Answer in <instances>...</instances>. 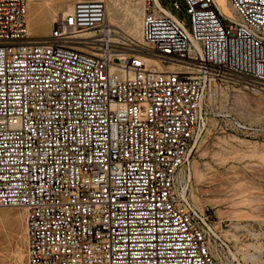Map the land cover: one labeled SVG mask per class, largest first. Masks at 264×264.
<instances>
[{
	"label": "built area",
	"instance_id": "built-area-1",
	"mask_svg": "<svg viewBox=\"0 0 264 264\" xmlns=\"http://www.w3.org/2000/svg\"><path fill=\"white\" fill-rule=\"evenodd\" d=\"M184 1L190 26L143 0L134 39L106 0L75 1L44 37L28 0H0V206L26 208L29 264H242L192 196L191 151L226 82L264 84V0H229L237 18Z\"/></svg>",
	"mask_w": 264,
	"mask_h": 264
},
{
	"label": "rangeland",
	"instance_id": "rangeland-1",
	"mask_svg": "<svg viewBox=\"0 0 264 264\" xmlns=\"http://www.w3.org/2000/svg\"><path fill=\"white\" fill-rule=\"evenodd\" d=\"M108 1L109 0H106L108 3L107 15L109 16L111 15V2L109 1V4ZM161 1L165 6L173 9L180 17L185 18L188 26H190V16L186 12V3L184 0H180L182 9L175 8L172 0ZM47 2L49 1L45 0V6L49 5ZM116 2L115 23H119H116L119 25V28L117 27V29H120V32L130 35L126 30L124 19L128 14V10L132 6L137 15H143V0H116ZM136 3L138 5H136ZM45 9L47 10V8ZM45 11L44 14L47 12ZM117 11L124 17L121 15L119 16ZM47 14L48 13L43 15V17H46ZM120 18L122 20H120ZM123 21L124 23H122ZM230 83H233L234 87L236 86L235 90ZM214 104L216 109L220 111V114H212L210 116L208 126L198 133L192 145L191 157L194 160V169L195 165L198 164L205 174L203 180L195 181L194 184V192L199 196L196 203L212 213L213 219L218 228L235 246L242 264H264V200L256 201V199L260 200L262 199L260 197L264 196V172H262L264 170V84L246 85L243 83L228 81L221 88L219 99ZM232 116H236L249 123L252 126V132L249 134L237 133L230 128L229 122ZM220 139L226 141L223 142ZM259 150L260 153L263 154H260ZM250 154L253 155L251 156ZM239 171L240 173H238ZM225 173L226 175H223ZM248 188H250V190ZM243 190H245V192ZM253 190H255L256 193ZM255 194H257L259 198H257L258 196ZM251 196L254 199H251ZM242 198H244V200L247 199V201H244L243 203ZM237 200H239V203ZM250 200L251 202H249ZM233 201H237L239 205ZM258 205L260 206L256 209L254 206ZM25 213L26 208L24 206H0V234H5L2 235V237L0 235V240L3 243L6 242L9 244L10 241L12 246L14 245L12 241L16 236L15 232L19 233V236L22 233L21 228L24 224ZM14 221L19 225L16 226L17 224H15ZM14 227H19V230H14L17 229ZM3 238L5 239L3 240ZM1 241L0 248L2 251L0 250V256L4 257H0L3 259H1L0 262L3 264L6 261L5 264L15 263L16 258L10 253L12 248L11 244L7 246V244L4 245ZM242 241L244 244H242ZM5 246L7 247V250L5 249ZM245 249L251 255L244 254L243 251H246ZM241 250L243 251L241 252ZM5 258L7 259L6 261ZM8 259L10 261H8ZM15 264H17V262Z\"/></svg>",
	"mask_w": 264,
	"mask_h": 264
},
{
	"label": "bare ground",
	"instance_id": "bare-ground-1",
	"mask_svg": "<svg viewBox=\"0 0 264 264\" xmlns=\"http://www.w3.org/2000/svg\"><path fill=\"white\" fill-rule=\"evenodd\" d=\"M49 2H47L49 5H46L45 6V0H28V12H27V26H28V31H29V34L30 35H33V36H38V37H44V36H46V35H48L50 32V28H51V26L53 25V23L57 20V18L59 17V14H60V16L62 15V14H66L69 10H71V8H72V6H73V4L75 3V1H77V0H48ZM111 2V4H110V2ZM108 2H109V4H110V7H111V15H107L108 16V21H109V24L111 25V27L113 28V30H115L116 32H119V30L120 29H117V27L119 28V25H117V24H119L118 22H116L115 23V19H116V6H117V2H116V0H109ZM119 1V0H118ZM131 1V0H130ZM136 1H138V0H136ZM218 1V4H219V6H220V8H221V10L224 12V13H226L227 15H229V16H231V17H233V18H237L238 16H237V14H236V11H235V9H234V7H233V5L231 4V2L229 1V0H217ZM46 3V4H47ZM119 3V2H118ZM132 3H134V2H132ZM108 4V3H107ZM140 4H141V2H140ZM133 5V4H132ZM136 5H138L137 3H136ZM48 6V7H47ZM120 7H122L121 5H119ZM129 6H131V5H129ZM142 6V5H141ZM45 8H47V10L45 9ZM118 8V7H117ZM126 8V7H125ZM128 8V7H127ZM137 8V7H136ZM109 9V8H108ZM120 9V8H119ZM119 9H117V10H119ZM47 12H46V11ZM134 7L132 6L129 10H128V14H127V16H126V18L124 19L125 20V26H126V30L128 31V33L130 34V36L131 37H133L134 39H142V34H143V15H141V16H139V15H137V13H135L134 12ZM44 11L46 12V13H48L47 14V16L45 17H43V15H46V13L44 14ZM124 11H125V9H124ZM139 11V10H138ZM142 11V10H141ZM110 12V11H109ZM118 12V11H117ZM126 12V11H125ZM140 12V11H139ZM119 13V12H118ZM123 14H125V13H123ZM139 14V13H138ZM121 14L119 13V16H120ZM121 16H123V15H121ZM124 17V16H123ZM118 20H119V18H118ZM120 20H122L121 18H120ZM122 23H124V21L122 22ZM124 25V24H123ZM125 32V31H124ZM146 59H147V62H148V64L149 65H157L159 68H161V69H167V70H173V69H176V68H183V66H181V65H179V64H176V63H171V62H164L163 60H161V59H158V58H156V57H152V56H146ZM232 82V81H231ZM235 83V82H234ZM231 84V83H230ZM233 85V83L231 84V86ZM236 87V86H235ZM235 87H234V85H233V88H234V90H235ZM237 88H238V85H237ZM238 90V89H237ZM221 91V90H220ZM238 93V92H237ZM223 139V138H222ZM219 140V139H218ZM221 140V139H220ZM237 140H238V138H237ZM236 140V141H237ZM221 141H223V142H225L226 140H221ZM240 141H241V139H240ZM230 142V141H229ZM219 143V142H218ZM227 143V142H226ZM228 144V143H227ZM219 146H222V145H219ZM231 146H233V145H231ZM224 147V146H223ZM222 147V148H223ZM235 147H237V146H235ZM238 148V147H237ZM227 149V148H226ZM264 149V148H263ZM229 150V149H228ZM233 150V149H232ZM256 150V149H255ZM223 151H224V149H223ZM240 151V150H239ZM261 151H262V149H261ZM264 151V150H263ZM225 152V151H224ZM249 152V151H248ZM235 153V152H234ZM259 153H260V150H259ZM254 154V153H253ZM253 154H250L251 156L253 155ZM260 154H263V153H260ZM233 155V154H232ZM242 155V154H241ZM245 156H246V154H245ZM244 156V157H245ZM234 157V156H233ZM260 167V166H259ZM261 169V168H260ZM263 170V169H262ZM262 172H264V170L262 171ZM206 173V172H205ZM238 173H240V171L238 172ZM233 174V173H232ZM204 172H203V170H202V168H200L199 166H198V164H196L195 165V169H194V177H195V181L197 182V181H201V180H203V178H204ZM223 175H226V173L225 174H223ZM241 175V174H240ZM243 177V176H242ZM199 183V182H198ZM201 183V182H200ZM230 183V182H229ZM231 185V184H230ZM202 187V186H201ZM246 188V187H245ZM249 190H250V188H248ZM196 190V189H195ZM256 190H257V188H256ZM244 192H245V190H243ZM247 191V190H246ZM254 192H255V190H253ZM264 191V190H263ZM244 192H242V193H244ZM262 192V191H261ZM240 193V192H239ZM256 193V192H255ZM260 193V192H259ZM238 194V193H237ZM264 194V193H263ZM247 195V194H246ZM251 195V194H250ZM255 195H257V194H255ZM192 196H193V198H194V200H195V202L196 201H198V199H199V196H197L196 194H195V192H194V188H193V190H192ZM239 196V195H238ZM258 196V195H257ZM234 197V196H233ZM241 197V196H240ZM202 198V197H201ZM253 197L251 196V199H252ZM257 198H259V196L257 197ZM260 198H262V199H260V200H257L256 199V201H261V200H264L263 198H264V196L262 197H260ZM230 199H231V197H230ZM236 199V198H235ZM254 199V198H253ZM242 200H243V203H244V201L246 202L247 201V199L246 200H244V198H242ZM242 200H240V201H242ZM204 201V200H203ZM238 201V203H239V200H237ZM237 201H233L234 203H236V204H238L237 203ZM232 202V203H233ZM249 202H251V200L249 201ZM255 202V201H254ZM254 202H253V204H254ZM231 203V202H230ZM242 203V202H241ZM258 203V202H257ZM235 204V205H236ZM256 204V203H255ZM234 205V206H235ZM239 205V204H238ZM260 205H258V206H254L256 209L259 207ZM262 206V205H261ZM239 207V206H238ZM252 207V206H251ZM251 207H250V209H251ZM261 208V207H260ZM17 209V208H16ZM252 209H253V207H252ZM246 210V209H245ZM16 211H18V210H16ZM15 211V212H16ZM236 211V210H235ZM242 211V210H241ZM237 212V211H236ZM243 212V211H242ZM17 213V212H16ZM12 214V213H11ZM244 214H245V212H244ZM249 214V213H248ZM12 216H13V214H12ZM17 218V217H16ZM12 219V218H11ZM14 220H16V219H14ZM15 222V224H17L16 226H18L19 224L16 222V221H14ZM12 223V222H11ZM14 224V223H13ZM14 228H17V227H14ZM19 228V227H18ZM14 229V230H19V229ZM14 232V231H13ZM21 235L19 236L18 234L19 233H17V232H15L16 233V236H15V238H13V243H14V245L12 246V244H11V242L9 241V244H11V246H12V248H11V252L10 253H12L13 254V257L15 256V258H16V262H17V264H28V258H27V252H26V248L24 247V243H25V241H26V213H25V215H24V224H23V226H22V228H21ZM6 233V232H5ZM227 233V232H226ZM231 233V232H230ZM1 235V234H0ZM2 235H5L4 233L2 234ZM2 235H1V237H2ZM230 235V234H229ZM231 236H232V234H231ZM0 237V238H1ZM6 237V236H5ZM7 238V237H6ZM5 238H3V240H4ZM9 240V239H8ZM235 240V239H234ZM1 241V240H0ZM2 242V241H1ZM8 242V241H7ZM3 243V242H2ZM241 243V242H240ZM250 243V242H249ZM4 245L5 244H7L6 242L5 243H3ZM9 244H7V246L9 245ZM237 244V243H236ZM242 244H244L243 243V241H242ZM251 244V243H250ZM2 245V244H1ZM3 245V246H4ZM239 245H241V244H239ZM255 245V244H254ZM259 246V245H258ZM263 246V245H262ZM6 247V246H5ZM4 247V248H5ZM6 250H7V247L5 248ZM247 249V248H246ZM245 249V250H246ZM259 249V248H258ZM264 249V248H263ZM0 250H1V248H0ZM6 250H5V252H6ZM261 250H262V248H261ZM2 251V250H1ZM243 250H241V252H242ZM8 252V253H9ZM244 252V254H248V255H251V254H249L248 252H247V250L246 251H243ZM250 252V251H249ZM3 254V253H2ZM7 254V253H6ZM5 254V255H6ZM9 255V254H8ZM0 257H4V256H0ZM8 258H9V256H7ZM251 257V256H250ZM249 257V258H250ZM254 257V256H253ZM14 258V259H15ZM2 258H0V260H1ZM9 259H11V258H9ZM8 259V261H10ZM3 260V259H2ZM7 259L5 258V261H6ZM13 260V259H12ZM4 261V262H5ZM15 261V260H14ZM7 262V261H6ZM5 262V263H6ZM15 262V263H16ZM1 263V262H0ZM4 263V264H5ZM11 263V262H10ZM15 263H13V264H15ZM1 264H3V263H1Z\"/></svg>",
	"mask_w": 264,
	"mask_h": 264
}]
</instances>
